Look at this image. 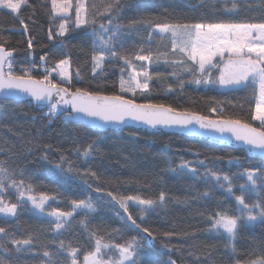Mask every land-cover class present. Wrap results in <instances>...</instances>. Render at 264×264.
I'll return each mask as SVG.
<instances>
[{"label":"trees","instance_id":"16d2710c","mask_svg":"<svg viewBox=\"0 0 264 264\" xmlns=\"http://www.w3.org/2000/svg\"><path fill=\"white\" fill-rule=\"evenodd\" d=\"M93 2V0H89ZM98 5L107 0H94ZM239 10L226 13L225 7L231 8V2L224 0H121L120 9L113 13V25L120 24L121 33L117 40L119 45L130 53V58L139 47L151 48L154 53L163 54L158 64L150 66L152 72L162 73L161 78H153L149 82V91L143 96L136 93L137 102H163L175 108H185L212 118H243L259 127L257 121L251 120L254 113L256 94L251 88L231 89L218 87L196 86L190 83L193 77L180 65L172 62L185 60L179 50L173 51L172 38L168 35H157L152 31L157 23H260L264 22V0H245ZM50 0H27L21 9V15L29 25L24 32L11 10L0 9V37L7 40L6 47L13 48V69L20 71L21 66L28 67L31 63L39 65L33 75L40 78L44 67L52 68L54 61L70 57L73 87H89L93 91L105 94L119 93L120 69L123 61H106L104 75L92 77V43L94 37L91 28H75L70 20V31L65 37L57 34L60 19L50 18ZM74 17V12H73ZM107 15L97 17V24L105 23ZM150 20L151 25L137 24L129 28L131 21ZM36 23H32V21ZM52 39H49V29ZM152 35L149 46L148 37ZM34 41L32 49L28 48L27 37ZM47 54V61L41 57ZM165 61H168L167 63ZM133 63H137L133 59ZM80 69V77L75 76V69ZM126 69L124 78L127 79ZM175 71L177 75L173 76ZM52 80L60 83L57 75ZM82 78V80H81ZM183 80L184 87H180ZM99 87H95V86ZM171 85V90L169 89ZM67 86V85H66ZM133 98L132 95L126 94ZM0 102V161L10 170H15V179H25L35 187V193L44 192L56 197L50 206L62 211H71V201L91 197L96 205L95 212L86 213L77 210L74 218L61 233L53 232V218L35 214L29 210L30 205L18 210L17 218L5 219L0 216V227H4L15 238H26L29 233L35 237V252L16 253L14 246L8 243L11 253L0 249V256L10 264H40L46 260L42 256L44 250L53 253L57 264H67V253L57 254L58 242L63 240L79 249L77 259L94 250V238L90 232L96 231L104 243L123 244L137 239L143 246L138 250L141 264H250L264 258V223L259 221L246 224L241 221L237 239L234 241L236 255L226 247L230 242L226 234L210 233L208 216L216 211H229L238 215L240 207L235 196L243 195L246 203L260 201L264 203V185L249 188L246 176L241 175L245 169L259 168L264 171V160L250 156L243 149L220 146L206 140L190 138L172 133L126 128L119 131L94 130L82 123L66 121L63 114L48 115V107L32 102L7 100ZM216 108L215 112L210 109ZM95 141L99 151L84 159L76 152ZM51 146L50 149L46 146ZM61 154L72 161V166L83 172L91 169L101 176L102 180L94 182L91 178L78 175L76 171H68V165L54 167L60 161ZM47 155V159L44 156ZM190 161L200 174L206 169L218 173L220 181L214 177L178 174L169 168H175L181 160ZM204 161V164L198 163ZM24 176H20V172ZM232 193L228 192L229 181ZM220 185H223L221 187ZM245 185V190L240 186ZM101 187L102 192H96ZM163 191L167 194L166 205L150 210L143 222L137 219L141 227H147L156 235L149 242L146 234L130 226L121 219L126 214L108 195L112 192L117 196L140 195L143 198H156ZM207 192L208 196L201 194ZM34 193V194H35ZM16 193L9 189L5 199L16 202ZM129 211L138 216V207L129 202ZM117 213H120L118 216ZM87 223V228L83 223ZM118 230V231H117ZM165 232L174 233L165 237ZM187 233L188 235H185ZM56 241L57 243H52ZM168 245L167 248L164 245ZM211 252V258L202 252ZM111 252H108L109 254Z\"/></svg>","mask_w":264,"mask_h":264},{"label":"snow or ice","instance_id":"6c2138e0","mask_svg":"<svg viewBox=\"0 0 264 264\" xmlns=\"http://www.w3.org/2000/svg\"><path fill=\"white\" fill-rule=\"evenodd\" d=\"M229 0H224L227 4ZM231 8L225 7L226 13H232L239 10L236 0H230ZM245 0H240L244 4ZM121 0H107L105 3L97 4L89 0H50V18L52 20L60 19L57 34L65 37L69 33V23L75 28H91V34L94 37L92 43V77L95 79L98 75L103 76L106 61H123L124 67L120 69L121 76L119 79V93L105 94L102 91H93L89 87H73L71 84L72 71L71 59L66 57L54 61L52 68H44V74L37 78L33 71L39 68V65L31 63L28 67L21 66L20 71L13 69V48L6 47L7 40L0 37V96L3 101H7L21 94H28L41 106L48 107V115L55 116L59 111L70 121L76 122L82 119H88L95 124L97 121L103 123L125 124L128 120L143 122L155 128L158 125L167 127L179 126L189 131L199 132L205 130L209 134L225 133L231 134L236 141L242 142L247 146L249 152L259 153L264 156V22L260 23H157L152 31L157 35L169 34L172 39L173 51L179 50L185 60L173 61L174 65H180L184 71L189 73L195 84H217L222 87L231 89L251 88L256 94L254 113L251 115L252 121H258L259 127L245 119L228 118V119H211L208 116L199 114L190 109L180 110L172 105H166L163 102H154L146 99L144 103H137L136 93L143 96L149 91V82L153 78H161L162 73L152 72L149 70L153 64H158L163 54L154 53L151 48L145 49L139 47L138 51L130 58V53L119 45L117 51V40L119 39L121 28L116 24L113 28V13L120 9ZM27 5V0H0V9L11 10L19 21L20 28L28 32L29 25L25 22L24 17L20 14L21 9ZM74 12V17H73ZM107 15L109 19L107 24H97V17ZM36 23V21H32ZM151 25L150 20L141 19L140 21H131L129 28H135L137 24ZM158 30V32H157ZM49 39H52V29H49ZM179 38L180 43H176ZM152 43V35L149 34L148 44ZM29 49L34 46L31 36L27 37ZM41 61H47V54L42 56ZM133 59L139 63H133ZM166 63L168 61H165ZM126 69L128 78H124ZM215 69L219 74L215 78L212 76V70ZM57 73L61 82L56 83L52 80V74ZM75 74L80 77V69H75ZM173 76L177 75L175 71ZM82 80V78H81ZM184 81H180V87H184ZM67 85V86H65ZM95 87H99L98 85ZM171 90V85H169ZM131 93L133 98H128L126 94ZM55 101V102H53ZM2 102V101H0ZM61 105L65 107H61ZM215 112L216 108L210 109ZM50 149L51 146H46ZM99 151L95 148V141L89 143L82 150L76 149L78 155L84 159L89 158L94 152ZM47 155L44 159H47ZM204 164V161H198ZM64 164L68 165V171H76L78 175L91 178L94 182L102 180L97 172L91 169H85L83 172L72 166V161L65 155L61 154L60 161L54 167L59 169ZM181 175L191 174L193 178L197 176L214 177L218 182L221 176L206 169L204 174H200L196 167H193L190 161L181 160V163L175 168L168 169ZM241 175L246 176V182L249 188L264 185V171L259 168L245 169ZM15 170H10L5 166L4 161H0V215L5 219L17 218L18 210H23L29 205V210L37 212L45 217H52L50 224H54L52 231L61 233L70 220L74 218L77 210L86 213L95 212L96 205L91 197L71 201V211H62L59 208H50L48 202L55 201L54 195L44 192L35 193V187L32 183L26 182L25 179H15ZM24 176V172H20ZM225 181H229L227 175L223 176ZM223 187V185H220ZM245 190V185L240 186ZM12 189L15 191L16 202H10L5 199V193ZM96 192H102L101 187H97ZM228 192L232 193V185L229 181ZM35 193V194H34ZM107 195L116 201L119 207L126 214L121 219L129 222L130 226L139 229L146 234L149 242L156 238V235L147 227H141L137 219L144 221L146 214L156 207L166 205L167 194L163 191L156 198H143L140 195L135 196H117L112 192ZM202 196H208L205 192ZM238 208V215H232L229 211H216L210 213L208 221L210 227L207 229L210 233L226 234L229 244L226 245L233 255H236L234 241L237 239L241 221L246 224H253L257 221L264 223V203L256 201L246 203L243 195L235 196ZM129 202H134L138 207V216L134 217L129 211ZM119 216L120 213H117ZM87 228V223L82 222ZM118 231V230H117ZM165 237H171L174 233L165 232ZM185 235H188L185 233ZM90 237L94 238V250L88 251L83 255V264H141L138 250L143 246L139 240L132 239L123 244L104 243L103 238L97 236L96 231L90 232ZM35 237L29 233L26 238H15L13 234L8 233L4 227H0V249L5 253H11L13 249L8 248V243L14 246L16 253L26 252L38 254L35 252ZM52 243H57L52 241ZM165 248L168 245H164ZM67 253V264H79L77 259L79 249L73 247L70 243L65 245L63 240L58 242L57 254ZM108 252H115L118 256H109L104 259ZM203 255L211 258V252L205 250ZM40 264H57L53 258V253L44 250ZM0 264H10L8 260L0 256ZM63 264V262H61ZM169 264H176L175 261H169ZM215 264V261H212ZM239 264V261L236 262ZM250 264H264V258L257 261H251Z\"/></svg>","mask_w":264,"mask_h":264},{"label":"water","instance_id":"95a60500","mask_svg":"<svg viewBox=\"0 0 264 264\" xmlns=\"http://www.w3.org/2000/svg\"><path fill=\"white\" fill-rule=\"evenodd\" d=\"M66 86V85H65ZM131 99V98H130ZM3 100V97L0 96V101ZM11 100H15L18 102H32L34 104H38L31 96L28 94H21L19 96L11 98ZM55 102V101H53ZM137 103H143V102H137ZM46 107V106H44ZM61 107H65L61 105ZM211 119H221V118H212ZM63 119L66 121H70L66 118L65 115H63ZM225 119V118H223ZM73 122V121H71ZM76 123H82L94 130L98 131H107V130H113V131H119L123 130L126 128H135V129H142V130H147L148 132L155 133V132H163V133H172L180 136H185V137H190V138H198L202 140L209 141L211 143L220 145V146H226V147H231V148H236V149H243L245 150L250 156L258 157L264 159V156L260 155L259 153H254V152H249L247 149V146L243 145L242 142L236 141L234 137L231 136L229 133H225L223 135L216 133L214 135L209 134L205 130H200L199 132L195 131H189L187 129H183L179 126H163V125H158L155 128L151 127L150 125H147L143 122L139 121H133V120H128L125 124H116V123H103L97 121L95 124L91 123L88 119H82L79 121H76Z\"/></svg>","mask_w":264,"mask_h":264},{"label":"rangeland","instance_id":"374dc122","mask_svg":"<svg viewBox=\"0 0 264 264\" xmlns=\"http://www.w3.org/2000/svg\"><path fill=\"white\" fill-rule=\"evenodd\" d=\"M157 32H158V30H157ZM164 35H168V34H162L161 36H164ZM172 38V37H171ZM173 39V38H172ZM176 43H180V40H179V38H177V40H176ZM137 63H139V62H137ZM70 70L72 71V69L70 68ZM72 73H73V71H72ZM218 72L215 70V69H213L212 70V76H213V78H215L216 76H218ZM52 75H57L58 76V78L60 79V76L57 74V73H53ZM74 75V74H73ZM73 75H72V77H73ZM75 76H76V74H75ZM77 77V76H76ZM61 80V79H60ZM190 83H192V82H190ZM192 84H194V85H196V86H198V87H200V86H205V87H209V86H213V87H218V88H224V87H222V86H220V85H217V84H195V83H192ZM129 95H132L131 93H128ZM59 112V111H58ZM258 122V121H257ZM51 200L48 202V205L50 206V204H51ZM134 203V202H133ZM31 207V206H30ZM50 208H54V207H52V206H50ZM34 212V211H33ZM35 214H38V215H41V214H39V213H37V212H34ZM0 216H3V215H0ZM50 218H52V217H50ZM54 219V218H53ZM109 256H114V257H116V256H118V254L117 253H115V252H111V253H109V254H106L105 256H104V259H108V257ZM79 261V260H78ZM79 264H83V259L81 260V261H79Z\"/></svg>","mask_w":264,"mask_h":264}]
</instances>
